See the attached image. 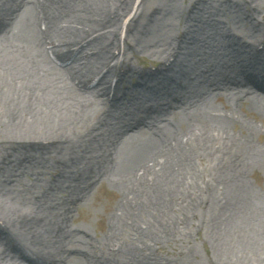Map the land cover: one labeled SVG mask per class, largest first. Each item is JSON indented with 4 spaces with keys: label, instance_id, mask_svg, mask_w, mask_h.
<instances>
[{
    "label": "bare ground",
    "instance_id": "6f19581e",
    "mask_svg": "<svg viewBox=\"0 0 264 264\" xmlns=\"http://www.w3.org/2000/svg\"><path fill=\"white\" fill-rule=\"evenodd\" d=\"M210 6L211 0H192L183 9L159 0L147 14L132 0H0V141L29 156L0 161V191L40 168L59 172L56 186L75 182L58 208L42 191L39 214L0 202V220L15 232L0 224L2 256L28 264L83 258L85 264H175L142 251L192 225L188 214L202 203L201 186L215 211L206 218L215 247L232 259L256 251L264 261V196L243 182L251 164L264 168V145L252 144L264 134L229 107L247 103L264 120V0H235V13L222 19ZM167 14L185 18L187 26L160 68L139 72L110 54L121 50L122 30L141 37ZM196 41L206 50H185ZM124 42L130 45L127 35ZM220 90L227 102L218 108ZM95 93L110 101L98 109L83 99ZM201 160L206 166L199 168ZM104 179L119 194L108 214L110 236L92 240L67 218ZM252 217L262 226L258 232ZM70 237L83 248L63 247ZM88 240L98 244L97 253L87 250Z\"/></svg>",
    "mask_w": 264,
    "mask_h": 264
},
{
    "label": "rangeland",
    "instance_id": "374dc122",
    "mask_svg": "<svg viewBox=\"0 0 264 264\" xmlns=\"http://www.w3.org/2000/svg\"><path fill=\"white\" fill-rule=\"evenodd\" d=\"M159 0H132V5L134 8L138 6L144 9L148 14L151 8H154L158 4ZM176 6H182L183 9L188 7L189 2L192 0H171ZM235 0H211V6L209 8L212 14L219 13L218 19H222V15H228L235 13L236 9L232 8V4ZM140 8V9H141ZM175 14L166 16H159L158 21L153 23L145 34H139L141 37H136V34L125 32L122 30L117 36V43L119 48L124 51V53L118 49H110V54L114 55L117 61L130 66L132 70L139 72L144 71H154L156 68L162 66V62L167 58L171 53L168 50L171 46L180 43L182 39V30L187 26L185 18H174ZM132 15H124L122 17V25L127 22L128 17ZM244 28V24H237V27ZM125 33V34H124ZM127 35L128 44H125L124 37ZM197 42V43H196ZM193 44H188V46L194 49L195 51H205L206 49L202 46V43L198 41ZM258 42V41H257ZM256 42V44H257ZM183 44V43H182ZM169 47V48H168ZM166 51L161 53L162 50ZM190 49V48H189ZM185 52V51H184ZM183 58V56H182ZM234 59V57H232ZM171 59V58H170ZM237 60V59H234ZM113 63V61H111ZM256 67L258 64L255 62ZM59 69H63L64 66H57ZM115 78H113L114 80ZM112 80V82H113ZM67 81V80H66ZM68 82V81H67ZM70 85H73L69 81ZM74 86V85H73ZM133 90V89H132ZM220 95L216 100V105L218 108L222 107V103L227 102V97L225 92L222 90L219 91ZM79 93H82L79 91ZM137 92L134 90L133 94ZM85 96V100H89L94 103L95 108H101L106 101V97L102 93H95L93 96L87 94H82ZM241 96V95H240ZM245 94L242 95V98H245ZM109 98V97H108ZM259 98L264 99V94L260 95ZM97 103V104H96ZM230 108L234 110L235 116H238L241 119L246 120L250 124L256 126L264 134V120H262L255 110L247 107V103H239L238 100L230 102ZM226 112L225 109H221ZM251 110L252 112L246 113V111ZM228 112V111H227ZM236 132L239 133L238 127H235ZM253 146L255 145H264V136L254 135L253 136ZM17 153L16 148H11L10 144L5 141H0V161H5V164L13 162L15 160H22L29 158L28 155L15 154ZM33 155V152L31 153ZM79 164V165H78ZM79 166L78 169H82V164L77 163ZM199 168L205 167L206 162L201 160L197 162ZM3 167L0 165V174L2 173ZM246 176H244V184L250 188L256 197L261 199L260 195L264 196V168L260 163L255 162L250 165L247 170ZM16 172H20L16 170ZM45 173V175H43ZM59 172H56V169L40 168L37 170V174H26L24 172L18 174L19 181L13 182L14 185L11 187V190L3 193L0 191V202H2L7 208L12 209L15 212H31L39 214L41 208L38 206L41 204V197L44 192L52 199L49 201L50 204L58 208V205L64 201L66 197V192H64L67 187L71 188L75 182H62L59 186H56L54 180L58 177ZM70 184V185H68ZM79 184V183H78ZM67 185V186H66ZM80 185V184H79ZM200 192H202V203L201 205H195L191 209V213L188 214V217L192 220V225L183 226L182 234H178L174 239H164L159 244L153 245L150 250H143V252L149 253L151 257H156L160 261L169 260L175 264H206L204 261L211 259L214 264H264V261H261L258 252L249 254L247 250L245 253L248 254V257H234L235 259L230 258V256H224L222 251L215 247V240L210 238V222L206 221L208 214L215 212L211 208L212 205H208L209 200H205V193L207 194L208 188L200 186ZM43 191V192H42ZM42 192V194H41ZM118 188L115 185L113 180L100 181L98 184L95 183L92 186V189L89 191L86 196V200L82 203L75 206L71 211V216L67 218V223L70 228H81L84 229L86 233L85 237H89L92 240L104 239V236L109 237L110 231L107 229L111 225V220L108 217L109 211L116 202L118 198ZM255 202V199H254ZM260 200L258 201V204ZM43 207V205L41 204ZM39 208V209H38ZM254 232L261 230L262 226H259L258 222L252 217ZM0 224L4 227L5 232L15 234L12 227L9 225H4L0 220ZM1 227V226H0ZM264 233V232H263ZM78 235H81L78 234ZM48 240V237H45ZM92 240H88L85 247L91 253H97V243H94ZM130 241V240H127ZM252 247H257L261 245L259 242H253ZM66 244L65 248L79 247L83 248L82 244H79L77 238H67L63 242ZM137 245V243H135ZM95 246V247H94ZM1 249V247H0ZM91 250V251H90ZM105 250L110 251V247L105 246ZM81 258V256H79ZM68 260V259H67ZM82 261H86L84 258ZM82 261H72L68 262L69 264H85ZM0 264H28L26 262L18 263L14 258L5 257L0 254ZM61 264H66V261L63 259Z\"/></svg>",
    "mask_w": 264,
    "mask_h": 264
}]
</instances>
